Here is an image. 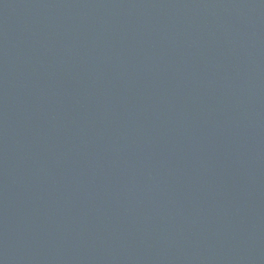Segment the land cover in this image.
Wrapping results in <instances>:
<instances>
[{
    "label": "water",
    "instance_id": "95a60500",
    "mask_svg": "<svg viewBox=\"0 0 264 264\" xmlns=\"http://www.w3.org/2000/svg\"><path fill=\"white\" fill-rule=\"evenodd\" d=\"M0 264H264V0H0Z\"/></svg>",
    "mask_w": 264,
    "mask_h": 264
}]
</instances>
